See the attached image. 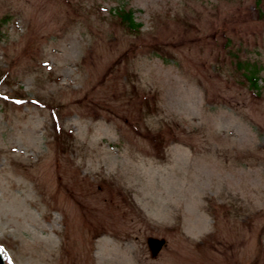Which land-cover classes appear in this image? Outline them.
<instances>
[{
  "label": "rangeland",
  "instance_id": "obj_1",
  "mask_svg": "<svg viewBox=\"0 0 264 264\" xmlns=\"http://www.w3.org/2000/svg\"><path fill=\"white\" fill-rule=\"evenodd\" d=\"M0 253L264 264V0H0Z\"/></svg>",
  "mask_w": 264,
  "mask_h": 264
},
{
  "label": "trees",
  "instance_id": "obj_2",
  "mask_svg": "<svg viewBox=\"0 0 264 264\" xmlns=\"http://www.w3.org/2000/svg\"><path fill=\"white\" fill-rule=\"evenodd\" d=\"M114 13L119 17V20L131 31H137L141 27V23L137 22L134 17V10H124L123 8L115 9Z\"/></svg>",
  "mask_w": 264,
  "mask_h": 264
},
{
  "label": "water",
  "instance_id": "obj_3",
  "mask_svg": "<svg viewBox=\"0 0 264 264\" xmlns=\"http://www.w3.org/2000/svg\"><path fill=\"white\" fill-rule=\"evenodd\" d=\"M150 247L152 248L153 252H157L161 250L163 247L165 240L164 239H157V238H150L149 239ZM0 264H6L2 254L0 253Z\"/></svg>",
  "mask_w": 264,
  "mask_h": 264
},
{
  "label": "flooded vegetation",
  "instance_id": "obj_4",
  "mask_svg": "<svg viewBox=\"0 0 264 264\" xmlns=\"http://www.w3.org/2000/svg\"><path fill=\"white\" fill-rule=\"evenodd\" d=\"M149 246H150V243H149ZM164 246H165V243H164L163 247L161 248V250H159V251H157V252H153V251H152V248L150 247L152 254H153L154 256L158 255V254L163 250Z\"/></svg>",
  "mask_w": 264,
  "mask_h": 264
}]
</instances>
